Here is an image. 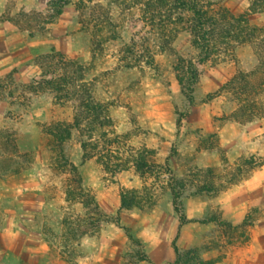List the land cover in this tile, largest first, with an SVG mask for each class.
I'll use <instances>...</instances> for the list:
<instances>
[{"label":"rangeland","instance_id":"374dc122","mask_svg":"<svg viewBox=\"0 0 264 264\" xmlns=\"http://www.w3.org/2000/svg\"><path fill=\"white\" fill-rule=\"evenodd\" d=\"M51 1L0 0V63L16 62L0 72V100L10 104L0 130L16 132L0 138V264H240L242 252L264 250V78L240 91V73L259 64L256 47L202 60L188 30L171 41L150 0H126L114 18L102 9L112 23L94 57L93 27L73 3L34 35L10 19L26 23L22 11L45 12ZM213 1L264 27V4ZM182 58L200 70L193 103L177 75ZM70 60L110 116V159L86 149L78 129L53 142L44 127L74 121L78 84L63 104L44 83L73 72ZM137 152L149 156L145 172Z\"/></svg>","mask_w":264,"mask_h":264},{"label":"trees","instance_id":"16d2710c","mask_svg":"<svg viewBox=\"0 0 264 264\" xmlns=\"http://www.w3.org/2000/svg\"><path fill=\"white\" fill-rule=\"evenodd\" d=\"M124 1L126 0H52L45 12L22 11V14L27 15V18H25L26 23L22 22L21 14L11 16L10 19L16 20L23 31L28 28L30 33L34 35L37 32L45 31V26H42L43 21L45 23L55 22L62 14L65 5L73 3L78 10L79 21L88 27H93L95 57V50L101 45L99 33L105 31V27L110 26L112 23L108 19L101 18L102 9L109 5V12L107 13L108 16L111 14L112 17V9L120 7ZM255 1L256 4H264V0ZM147 5L152 16L159 19L158 25L164 37L169 36L170 40L174 41L183 29L188 30L191 34L192 45L198 51L202 60L234 51L241 46L254 45L259 55V64L248 74L240 73V81L245 80L247 83L246 87L240 89L241 93L244 92L250 95L252 93L250 91L257 87L253 78L251 79L252 76H259L260 74V77L264 78V27L251 24L245 16L237 15L226 5L213 0H150ZM32 19H35L37 23L31 24ZM65 65L74 67L73 72H68L64 76H56L52 80H45L44 83L53 86L56 91H61L57 95V99L63 104L78 97L74 121L67 119L50 125L44 123L46 125L44 127H46V131L52 137L53 142H59L71 136L72 130L78 129L86 149L92 144L95 149H98L96 155L99 154L102 158L110 159L115 150L111 148L113 140L110 139V116L106 111V107L103 103L96 101L92 86L85 81L84 66L76 60L65 62ZM176 70L184 94L193 103L196 84L200 77V70L195 60L193 58L180 59V62L176 65ZM35 82L43 86L42 82ZM70 84H78L79 89L76 90L75 88L74 90L77 97H73V90L67 89ZM247 100H251L250 97ZM246 106L248 104L243 105L244 108ZM9 115L8 117H11V114ZM15 134V131L6 130L3 132L0 130V138L3 137L9 143L11 137ZM102 138L106 141L105 146H102L99 142ZM91 139L94 142L89 143ZM100 147L102 148L100 149ZM134 155L133 161L139 171L145 172V168H150L147 161L148 155L138 152ZM70 166V170L77 174L78 166L74 162ZM167 169L169 170V168ZM148 171L151 170L148 169ZM172 188L176 209L180 212L181 217L185 219L184 204L181 200L182 193L175 186H172ZM177 251L179 254L181 253L178 247Z\"/></svg>","mask_w":264,"mask_h":264},{"label":"crops","instance_id":"0c3cea01","mask_svg":"<svg viewBox=\"0 0 264 264\" xmlns=\"http://www.w3.org/2000/svg\"><path fill=\"white\" fill-rule=\"evenodd\" d=\"M15 61H5L0 63V72L11 70V66L14 67ZM16 63V62H15ZM10 104L5 100H0V119L4 116L5 112L9 110ZM261 240H264L263 237H260ZM240 264H264V250L258 252H242L240 254Z\"/></svg>","mask_w":264,"mask_h":264}]
</instances>
